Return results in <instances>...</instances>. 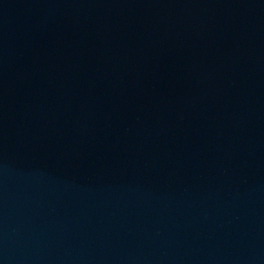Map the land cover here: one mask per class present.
Returning a JSON list of instances; mask_svg holds the SVG:
<instances>
[{"label":"water","instance_id":"95a60500","mask_svg":"<svg viewBox=\"0 0 264 264\" xmlns=\"http://www.w3.org/2000/svg\"><path fill=\"white\" fill-rule=\"evenodd\" d=\"M0 264H264V0H0Z\"/></svg>","mask_w":264,"mask_h":264}]
</instances>
